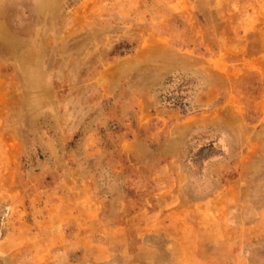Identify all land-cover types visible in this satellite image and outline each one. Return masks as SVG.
Returning a JSON list of instances; mask_svg holds the SVG:
<instances>
[{"label": "rangeland", "instance_id": "obj_1", "mask_svg": "<svg viewBox=\"0 0 264 264\" xmlns=\"http://www.w3.org/2000/svg\"><path fill=\"white\" fill-rule=\"evenodd\" d=\"M0 264H264V0H0Z\"/></svg>", "mask_w": 264, "mask_h": 264}]
</instances>
